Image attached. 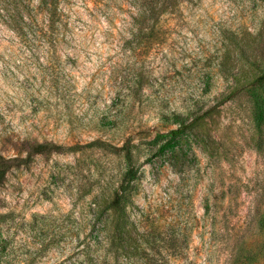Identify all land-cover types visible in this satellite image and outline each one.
<instances>
[{
	"label": "rangeland",
	"instance_id": "obj_1",
	"mask_svg": "<svg viewBox=\"0 0 264 264\" xmlns=\"http://www.w3.org/2000/svg\"><path fill=\"white\" fill-rule=\"evenodd\" d=\"M177 1L162 41L130 49V0H62L67 39L45 57L39 0H0V150L18 152L11 120L16 133L76 146L9 172L0 264H53L74 250L77 225L104 254L117 235L108 197L131 164L122 264H264V0ZM97 138L133 156L84 146Z\"/></svg>",
	"mask_w": 264,
	"mask_h": 264
},
{
	"label": "trees",
	"instance_id": "obj_2",
	"mask_svg": "<svg viewBox=\"0 0 264 264\" xmlns=\"http://www.w3.org/2000/svg\"><path fill=\"white\" fill-rule=\"evenodd\" d=\"M62 0H39V9L44 14V21L40 25V37L44 46L45 57H52L57 54L58 48L66 42L67 39V27L68 22L64 18V13L61 7ZM135 10L132 15L133 29L130 36L126 39V46L130 49L136 48L142 40L149 39L156 43L162 41V29L161 23L163 18L173 12L178 6L177 0H130ZM255 83L258 85L264 84V72L256 78ZM146 85V84H145ZM144 82L142 78L136 79L135 83L131 87V91L134 95L140 93L144 88ZM2 112L0 111V119ZM9 131L11 132L10 140H7L8 144L15 143V149L18 151L16 154L6 155L0 150V186L5 182L10 171L20 169L22 167L29 166L35 157L39 154H47L51 152L61 151H74L76 146L65 147L49 142H41L34 138H31L27 134L21 132H14L15 126L12 125V120L9 122ZM183 132L182 126L174 128L169 131L171 134L170 140L163 146L169 145L172 141L176 140ZM28 133V132H27ZM30 135V134H29ZM10 141V142H9ZM86 148L101 149L107 154L114 156H125L129 161L133 156V146L127 142L122 145L115 144L112 141H108L102 138L94 139L86 144ZM162 146V147H163ZM130 164V162H129ZM138 168L134 165L128 166L122 175V180L118 190H115L112 195L108 197V209L114 210L116 213V233L117 235H111L110 242L105 253H99L92 247L91 238L86 241L87 235L79 240L81 226L77 225L75 233V239H77V245L74 250L68 256L56 260L53 264H122L121 256L130 257L128 249V238L124 235L126 231L124 226L129 219L128 205L132 202V188L133 182L136 179ZM100 242H103L101 234H98ZM62 238V237H61ZM61 238L53 240L47 244L43 250H46L52 243H60ZM108 241V240H107ZM26 260L30 262L37 261L39 258L44 257V253H26Z\"/></svg>",
	"mask_w": 264,
	"mask_h": 264
}]
</instances>
